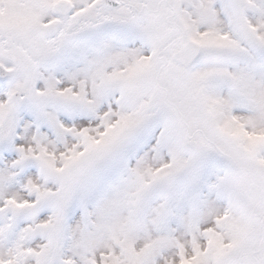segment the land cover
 <instances>
[{"label":"snow or ice","instance_id":"6c2138e0","mask_svg":"<svg viewBox=\"0 0 264 264\" xmlns=\"http://www.w3.org/2000/svg\"><path fill=\"white\" fill-rule=\"evenodd\" d=\"M0 264H264V0H0Z\"/></svg>","mask_w":264,"mask_h":264}]
</instances>
